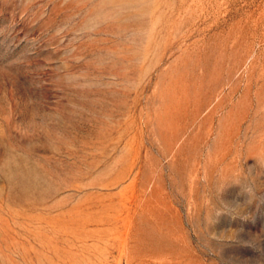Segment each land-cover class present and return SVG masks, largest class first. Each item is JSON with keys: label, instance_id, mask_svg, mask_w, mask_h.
<instances>
[{"label": "rangeland", "instance_id": "374dc122", "mask_svg": "<svg viewBox=\"0 0 264 264\" xmlns=\"http://www.w3.org/2000/svg\"><path fill=\"white\" fill-rule=\"evenodd\" d=\"M0 264H264V0H0Z\"/></svg>", "mask_w": 264, "mask_h": 264}]
</instances>
